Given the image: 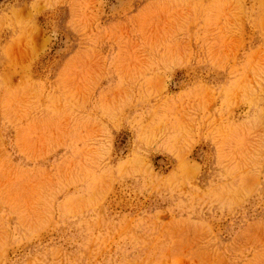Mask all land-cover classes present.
Listing matches in <instances>:
<instances>
[{
    "label": "rangeland",
    "instance_id": "obj_1",
    "mask_svg": "<svg viewBox=\"0 0 264 264\" xmlns=\"http://www.w3.org/2000/svg\"><path fill=\"white\" fill-rule=\"evenodd\" d=\"M0 264H264V0H0Z\"/></svg>",
    "mask_w": 264,
    "mask_h": 264
}]
</instances>
